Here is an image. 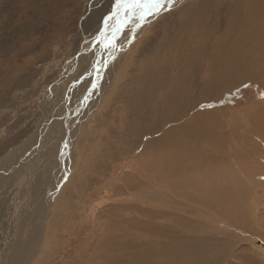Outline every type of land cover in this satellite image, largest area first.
I'll return each instance as SVG.
<instances>
[{"label": "rangeland", "instance_id": "rangeland-1", "mask_svg": "<svg viewBox=\"0 0 264 264\" xmlns=\"http://www.w3.org/2000/svg\"><path fill=\"white\" fill-rule=\"evenodd\" d=\"M49 1L44 4L36 3L35 8L39 9V14L34 19L33 10L28 8L34 6V4L32 6L31 0H0V171H3L4 168L7 169L8 165L12 170L11 174H9L10 169H7V173L0 172V251L5 244L3 237L8 240V246H11L7 251L10 257L7 254L6 257L0 256V264H14L15 257L20 258L27 252L29 241H32L34 235L36 237L42 212L41 197L44 187L53 177L55 179L59 177L58 169L61 166H64L65 170L60 172L59 182L54 185L52 195L50 194L48 197L49 199L52 196L48 201V214L42 230V240L26 264H96V261L92 259V248L98 239L90 234L92 223H96L97 220L104 223L108 217H113L112 219L119 225L122 224V227L136 233L138 223L142 221L146 224L147 222L143 233L140 232V234L146 233V240H150L147 245L153 242L155 244L148 247L146 241L145 244L144 241L137 243L138 241L134 242V239L130 237L134 244L132 242L127 244L128 252L132 253L146 247L148 249L144 253L145 256L143 255L140 259L139 255H129L133 264H181V261H191L193 264L194 262L195 264H228L229 261H232V264H264L263 145H259V147L253 142H251L252 144L248 143L251 148L253 146L255 148H252L254 150L251 152L252 155L232 158L233 160L243 158L242 162L244 165L246 164V170H240V173L235 175L231 171L226 180H221L224 188L233 187L232 195L234 196L231 198L227 196L228 201L218 199L213 203H208L203 198L208 186L207 194L216 192L208 183L212 176L210 171L207 172L205 181H202L200 188L195 189L196 187L193 186V189L192 186L186 185L178 190L173 187L174 185L167 184L168 181L164 176L159 179L155 172L149 170L148 166L143 172V170L137 171L138 167L134 164V162L139 163V160L145 161L141 156L146 149L144 146L146 137L143 127L140 129L142 137L136 134L130 135L127 120L131 109L128 107L131 105L132 98L124 96L134 92L136 81L140 77L139 67L159 47L160 38L164 35L170 41L173 33L178 32L179 15L182 11L188 10L190 0H181L172 4L170 10H165L149 20L141 30L140 36L130 42L118 65L119 68L115 69L116 76H112V82L109 79L112 87L108 86V90L104 91L102 95L100 92V96L98 93L95 94V107L81 122L77 123L78 127L75 125L73 132L70 130L71 133H69L68 127L65 130V133L69 134L67 154L65 155L59 146L54 148L55 142L48 143L46 151L41 152L44 153L41 162L42 174L35 177L32 173V182L27 185L28 188L25 186L23 190V187H19L16 191L23 196L18 202L19 210H15L13 213L14 208L12 207L15 204L11 201L12 194L10 198L8 195L13 191V186L19 176L22 174L20 177L23 178V175L25 177L26 167L32 161L37 160V156H40L35 157V154L32 156L29 155L32 153L28 154L31 147L28 146V143L31 145L33 140L34 145H37L45 126L47 128L48 125L53 124L60 129L65 124V105L67 102H71L74 94L79 96L78 91H75L74 94L72 92L73 79L81 73L83 67L80 68V65H85L81 61L98 41L96 35L100 30V22L113 12L116 2V0ZM40 5L43 8L38 7ZM118 18H122V15ZM95 19L97 21L94 22ZM114 23L113 21L112 26ZM14 30H18L19 34L12 37L10 33ZM183 34L185 33L183 32ZM82 43H84L83 46ZM82 47L84 48L82 49ZM108 69L109 67L104 70L101 82H106L105 79L107 80L108 77L105 78V76ZM112 74L113 72L110 76ZM251 83L245 85L243 90H239V86L230 87V95L232 94L234 97H239L242 94L247 98L252 93L246 99L247 101H242V99L233 103L228 108L229 112H227L226 118H230L229 113H236L234 114L236 120V115L242 113V115H248L252 122H255V114L247 107L253 103L255 106H264V104L256 102L264 99V91L262 85L254 88L253 82ZM85 84H87V79L84 80ZM155 89L156 87H154ZM254 89L256 93H254ZM88 100L87 103L90 102ZM233 106L234 108H232ZM262 110L264 111V108ZM81 114L74 112V119ZM68 120L71 121L69 117ZM240 123H238V127L244 125L243 122L240 121ZM41 124L42 129L38 127ZM143 126H145L144 122ZM52 132L50 133V130L43 132L45 138ZM223 133H225L223 139L228 138L226 132L223 131ZM251 133L258 138V142L264 143V134L256 130V124L250 135ZM36 137H39L37 141H35ZM61 137L63 136L59 138ZM44 140L46 141V139ZM58 143L60 144L61 141ZM249 146L239 144L237 150L235 148L234 151L238 152L242 148L248 149ZM41 150L42 147H39L38 153ZM31 157L32 159L27 160ZM15 158L16 160H14ZM6 159L9 162L12 160V165ZM218 161L220 162V160ZM115 172L116 174L119 172L120 175H116ZM127 175L130 177L125 182ZM247 179L249 181H246ZM178 180L177 184L183 185ZM183 181L188 182L185 179ZM129 182H132L133 185H126ZM53 183L52 181L51 184ZM228 183L231 186L227 185ZM203 187L204 189H202ZM246 190L251 192L249 202L246 201V204L253 208L252 213H248L247 210L244 212L248 213V216L254 215L243 219L236 213L238 207L245 209L243 203L248 199ZM217 194L219 195V192ZM200 197L203 201L199 199ZM218 198H223V196ZM236 202H239L240 205L236 206ZM231 208L235 209L231 210ZM92 210L94 214L90 213L93 212ZM232 212L233 215H231ZM105 217L106 220H104ZM228 220H232V222ZM18 229L20 232L19 235H16ZM129 231L127 233L132 234ZM3 234L4 236L1 238ZM18 240L21 242V247L16 245L15 248V242L17 243ZM188 248L190 250H187ZM204 249L207 251L205 252ZM238 250L243 252L240 253ZM212 253L215 255L213 256ZM235 254L238 255L235 257ZM147 258L153 262L149 263ZM123 260V258L119 259L116 263L121 264ZM23 263L25 264V262Z\"/></svg>", "mask_w": 264, "mask_h": 264}, {"label": "bare ground", "instance_id": "bare-ground-1", "mask_svg": "<svg viewBox=\"0 0 264 264\" xmlns=\"http://www.w3.org/2000/svg\"><path fill=\"white\" fill-rule=\"evenodd\" d=\"M47 1L48 0H31L32 6L33 4L34 6L28 8L33 10V14L32 13L31 14L33 15L34 19H36L37 15L39 14V9L35 8L36 3L40 2L41 4H44ZM179 1L181 0H174L173 4H176ZM49 2H52V0H50ZM115 3H114V7H115ZM38 7H42V6L40 5ZM153 18L154 17H149L148 21L152 20ZM96 19L94 20V22L98 20ZM179 19L180 20L178 21L179 24L177 29L178 32L173 33V37L172 39H170V41L168 40L167 36L164 35L162 36V38H160L161 40L158 41L159 47L157 46L158 48L156 49L155 52L153 51L154 53L152 54V56L149 57L147 61L142 62L141 66L139 67L140 77L138 78V81H136L134 92L127 93L124 96L127 98L128 97L132 98V102L130 103L131 105L129 104L130 107H128L131 109L130 111L128 110L130 113H129V119L127 120L130 128V135L134 136L136 134L139 137H142L143 135L140 129H142L141 127H143L144 128L143 132H145L144 134L146 137V140L144 141L145 142L144 146H146L145 147L146 149L143 155L141 156L142 159H145V161L139 160V163L134 162V164H136V166L138 167L137 171L143 170L144 172L145 171L144 169H147L149 167V170L151 169L153 172H155L156 176L159 179L162 178V176H164V178L168 181V183L167 182L166 183L169 185L170 184L174 185L173 187L177 188L178 190L184 188L186 185L192 186L193 189L194 187H196L195 189H197V187L202 186L201 185L202 181H205V176L207 175V172L210 171L212 173V176L211 177L209 176L210 180L208 183L210 184L211 187H213V189L217 193L219 192V195L216 192H215L216 195H214L215 193L207 194L206 191H208L207 189L209 187L208 186L206 187L204 193L205 196H203V198L208 203H213L218 199L221 200V199H226L227 196L228 198L234 196L232 195L233 187L224 188L225 186L222 184L221 180L223 179L226 180V177L229 175L231 171H233L235 175L238 172L240 173V170L243 171L246 170L245 168L246 164L244 165L242 162V160H244L243 158L241 160H233L232 158L234 156L241 157L243 155L246 156L248 154L252 155L251 152L254 151L252 149L254 148V146L252 145L253 147L251 148L250 147L251 145L249 146L248 144L251 142L257 144V146L263 145L262 147L264 148V143L258 142L259 141L258 138L253 133H251L250 135V132L254 128L255 124H256V130L259 131L261 134H264V111L262 110L264 108L263 105L262 107H259V106H255V103H253L252 105L250 104L251 106L247 107L248 110L252 111L255 114L256 116L255 122H252V120L248 115H242V113L236 115V120L234 115L236 113L233 114L229 113L230 118L225 117L227 115V112H229L228 108H230V106L233 103H235L236 101H241L242 99H243L242 101H245L252 93L251 92L247 98L242 94L239 97L238 96L234 97L232 94L230 95L229 89L231 86L233 85L235 87L239 86L240 87L239 90H243L242 88L245 85H248L249 83L253 82L254 88H256L255 86L261 87L262 85L264 91V0H190V6L188 7V10L182 11L179 15ZM148 21L146 23H143L142 25H138L135 21L128 24L127 27H124L121 32L115 34V40L112 41V43L115 44V47H111V48L105 47L107 41L104 40L103 36L101 35V33H104L106 31L104 18L100 22L99 25L100 30L97 32L96 40H99L101 42L97 41L96 45L89 50L87 55H85V57L81 61L82 63H85V65L83 64L80 65V68L83 67V69L81 73L77 74L76 77L73 79L72 92L74 94L75 91H78L79 96H76L74 94L73 97L71 98V102H67V105H65V110H66V113H64L65 115L64 118H66L64 120L65 124L62 125V128L60 129L58 127H55V125L53 124L50 126L48 125L47 128L45 126L44 127L45 129L42 131V136L40 137V139L38 140L39 137H36L35 139V141L38 140V144L34 145L35 142L33 140L31 141V145H29L28 143V146H31L28 154L32 153L29 154L30 156L35 154V157L37 155L40 156H37L36 158L37 160L32 161L33 163L31 162L26 167L25 177L23 175V178H21L20 177L22 175L21 174L19 176V179L17 181L15 180L16 182L13 186V191L8 195L10 198V195L12 194L11 201L14 202L15 204L14 207H12L14 208L13 213H15V210H19L20 206L18 202L23 196V194L17 193L16 191L19 189V187L20 188L23 187L22 188L23 190L25 186L28 188L27 185H29L30 182H32V173L36 177L43 171V168H41V164H42L41 162L43 160L44 153L41 152L44 150L46 151L45 148L49 146L48 143L55 142L54 148L59 146L61 150L64 151L65 155L67 154L68 152L67 141L69 138V134L67 131L66 134L65 130L68 127L69 133H71V131L73 132L75 125H77L78 122H81V120L85 116H87V114L90 111L93 110L96 103V102L94 103V100L96 99L95 94L98 93L99 95L100 92L101 95L104 94V91L108 90L107 87L108 86L110 87L112 85L110 83L113 81L112 76L113 75L114 77L116 76L115 69L120 64L126 47L136 37L140 36L139 34L141 30L144 29ZM109 23L112 24L113 21H109ZM113 27H115V23ZM183 32L185 34H183ZM18 34H19L18 30H14L10 33L12 37L17 36ZM83 45L84 43H82V46ZM83 48L84 47H82V49ZM107 67H109V69L108 71H106L105 78L108 77L107 78L108 81L105 79L106 82H101V77L103 76V72ZM112 72L113 74L110 76ZM133 76L134 74L132 71V78ZM79 77H81V79H79ZM85 78L87 79V84L89 85L88 87L87 84L84 85V80H86ZM109 79H111L110 82ZM100 82L102 85L100 84ZM154 87H156L157 90L156 89L155 90L157 91V93L154 90ZM254 93H256V91ZM88 99L90 100L89 103L86 102ZM256 102L264 104V99L262 101L258 100ZM143 108L145 109L142 110ZM232 108H234V106ZM74 112L75 114L76 113L79 114L82 113V114L74 119V115H73ZM83 113H85V115H83ZM68 117L71 119L70 122L68 120ZM240 121L244 123L242 127H238V123H240ZM143 122L145 123V126H143ZM42 124L45 125L46 123H42ZM42 124L39 125L38 127L41 128ZM53 128L54 131L52 132ZM49 130L50 133L52 132V134H48V136H46L45 138L44 133L46 131L48 132ZM223 131L226 132L228 138L223 139V137L225 136V133H223ZM60 136L63 137L59 138ZM44 139H46V141ZM60 141L61 143L59 144L58 142ZM239 144L241 146L242 144H245V146L247 147L249 146L250 148L248 149L242 148L238 152L234 151L235 148L237 150V146ZM39 147H42V150L39 152L40 154L38 153ZM30 159H32V157L27 158V160ZM149 159H152V161H149ZM14 160H16V158ZM218 160H220V162ZM10 167L11 166L8 165L7 169H10ZM7 169L4 168L3 171L0 172L7 173L8 172ZM63 169L64 166H61L58 169L59 171L58 178L55 179L53 177V179L49 183H46L44 187L43 196L41 197L42 212L41 215L39 214L40 221L36 230V237L34 235L32 241H29V246H27L28 250L25 254H22L20 258L15 257V260H13L14 264H24L23 262H25L26 264V262L30 260L34 252L37 250L38 244L42 240L41 239L42 230L44 229L45 218L48 214L47 213V209L49 206L48 201L52 196L49 199L48 197L52 193L54 189V185L58 184L59 178L61 177L60 172ZM152 171L150 172L152 173ZM9 172H10L9 174H11L12 170L10 169ZM15 177L17 176L15 175ZM129 177H130L129 175L126 176L125 182L126 180L129 179ZM182 178L187 180L188 182L183 181ZM39 179L41 178L39 177ZM177 180L181 184L183 183V185H178L179 183L177 184ZM52 181L54 182L53 184H51ZM155 181H157V179ZM246 181L249 180L247 179ZM230 183H228L227 185L231 186ZM131 184L133 185L132 182H129L126 185H131ZM204 187L202 189H204ZM187 188L189 187L187 186ZM245 188L248 187L245 186ZM225 189H228L229 191ZM185 193L187 194V192ZM250 193L246 190V195L248 199L245 200V202L243 203L245 209H241L238 207L236 213L240 215V217L243 219L254 215L251 214L248 216V213L250 212L252 213V208H253V207L251 208L248 204H246L247 202H249ZM222 196L223 198H218ZM199 199L201 200V197ZM226 200L228 201V199ZM140 201H142V199H140ZM235 205L239 206L240 204L239 202H236ZM233 209L231 208V210ZM245 210L248 211L247 214L244 212ZM90 213L94 214V211ZM231 215H233V212ZM106 217L104 220H106ZM112 218L108 217L107 221L104 223L98 220L96 223L91 222L92 230L89 228V231L91 230L90 234L95 236V238L97 237L98 239V241L95 242L96 244L93 245L94 246L93 248L92 246H90L93 251V255L91 253V255L93 256L92 259L96 261V264H117L118 262L116 263V261L123 258L124 260L122 261L121 264H133L134 262H132L129 259L130 256L139 255V259H140L148 249L146 247L141 250L130 253L128 252L129 248L127 247V244L130 242L134 244L133 241L131 240L133 238L134 242L138 241L137 243H140L144 241L145 244L146 241V245H147V243L150 240H146L147 239L145 236L146 233L140 234V232L143 233V230L145 229L144 226L147 225V222L145 224L142 221H140L137 225V230H136L137 233H136L130 229H126L122 227L123 226L122 224L119 225ZM232 220L230 221L232 222ZM129 230L132 232V234L127 233ZM19 232L20 229L17 230L16 235H19L18 234ZM3 236L4 234L1 235V238ZM3 239H5V244L0 251V256L6 257L5 255L6 254L8 255L7 251L11 246H8L9 243L7 244L8 240L6 238L3 237ZM15 239L16 237L14 238V240ZM154 244H155L154 242L149 243L147 246L152 247L154 246ZM193 244L195 245V243ZM16 245L21 247V242H19L18 240L17 243L15 242V248ZM200 246L202 247V245ZM138 247L140 246L138 245ZM195 248H191V249H195ZM187 250L190 249L188 248ZM206 251L207 250H205V252ZM209 255L211 256V253ZM212 255L214 256L215 254L212 253ZM236 255L238 254H235L234 256L236 257ZM156 256L158 255L156 254ZM147 261L150 263L152 260L149 261L148 259ZM231 262L232 261H229V263ZM139 263L141 262L139 261ZM181 264H193V263L191 261H181Z\"/></svg>", "mask_w": 264, "mask_h": 264}, {"label": "snow or ice", "instance_id": "snow-or-ice-1", "mask_svg": "<svg viewBox=\"0 0 264 264\" xmlns=\"http://www.w3.org/2000/svg\"><path fill=\"white\" fill-rule=\"evenodd\" d=\"M174 0H116L113 12L105 18L106 31L101 33L106 48L115 47L112 41L115 40V34L127 27L128 24L136 22L142 25L148 21L149 17H155L165 10H170ZM122 18H118L121 17ZM115 22V27L109 23ZM98 42H101L98 40Z\"/></svg>", "mask_w": 264, "mask_h": 264}]
</instances>
